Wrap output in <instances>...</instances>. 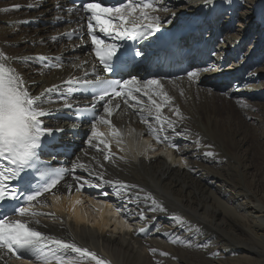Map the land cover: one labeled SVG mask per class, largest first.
Listing matches in <instances>:
<instances>
[{"label": "bare ground", "instance_id": "1", "mask_svg": "<svg viewBox=\"0 0 264 264\" xmlns=\"http://www.w3.org/2000/svg\"><path fill=\"white\" fill-rule=\"evenodd\" d=\"M47 1L48 4H58V0ZM164 3L176 11V17L169 20L168 12L163 10L150 13L160 18L159 28L169 29L187 23L189 17L205 4L214 5V9L244 10L248 26L238 29V32L232 30L230 24L226 25L231 20L228 14V18L221 21L209 17L208 27L200 25L199 30L208 35L218 30L223 36L224 49L208 64L204 65L202 60L194 62L195 70L207 65H217L216 69L206 70L192 80L169 78L161 81L164 91L172 97V103L165 107L163 115L176 122V131L173 133L165 126V131L160 133V143L148 134L147 125L140 122L139 108H128L121 102L120 110L111 117L113 124L123 133L119 146L112 141L115 163L104 162L102 154L89 147V135L85 137L86 133L81 140L76 139L78 144L65 160L70 169L79 158L81 163L97 171L106 170V179L120 180L135 185V188H130L122 198H118L108 185L100 188L86 186L85 193L84 190L73 193L70 198L65 194L59 201L53 196L44 197L50 206H37L35 210L54 213L55 219L40 217V224L32 226L47 235L75 242L111 264H264V135L256 134L255 126L253 128V124L248 122L254 120L264 127V111L259 115L262 119L257 116V111L264 110V90L260 88L264 77L259 69L254 70L259 60L264 61V0H164ZM164 3L160 6L159 2L157 6L164 9ZM30 7H34L32 12L27 11ZM4 8L0 4V20L4 21L0 26V54L4 53L9 58L4 63L23 78L33 95L38 96L45 89L53 88L43 98L44 108L50 112L63 111L66 102L74 103V100L62 96L68 90L66 81L92 77L93 65L98 71L90 48L88 50L75 41L58 46V42L51 39L55 34L73 29V26L66 25L61 29L42 26L28 35L20 34L22 28L18 29L14 22L52 13L74 18V13L63 10L51 12L50 8L43 5L35 7L27 0L7 11ZM19 8H22L21 14H16L14 10ZM18 16H22L21 19ZM232 18L234 20L235 16ZM249 23L252 24L250 27ZM254 25L260 29L256 34L251 30ZM187 33L193 34V31ZM253 36L256 37L255 45L238 52L240 43L250 41ZM24 37L32 41L30 46H22ZM259 39L263 46L256 50ZM4 42L7 45H3ZM180 47L187 52L186 60L192 61L189 53L191 43L184 41ZM228 48L234 50L233 56H229L231 50ZM39 56L52 57L56 66L46 68L40 65L37 62ZM219 56L226 57V61ZM19 60L26 65L18 67L24 69H17L16 61ZM216 62L223 63L218 65ZM220 65L222 67L218 69L221 70H218ZM230 66L241 68V72L228 82L214 77L219 72H227ZM141 67L144 70L140 74L133 72L127 80L144 82L159 79L152 65L143 63ZM247 68L251 71L247 72ZM86 71L89 76H85ZM208 76L211 77L207 79ZM231 82L235 91L227 86ZM137 96L147 102V97L139 93ZM174 109H179L182 119L176 116ZM143 115L148 117L147 112ZM148 120L159 128L151 117ZM62 124H65L64 120L44 118L47 128L65 127ZM80 128L83 132L88 130L84 126ZM166 135L171 143L177 145L181 142V146L176 150L168 147L169 141H163ZM144 141L151 143L153 149L150 153L142 152ZM100 147L103 148L102 145ZM207 152L213 155L207 156ZM45 156L61 160L54 150ZM92 156L104 163V169L97 166ZM76 171L87 176L81 169ZM67 181L71 182L70 179ZM61 191L64 190L61 188ZM104 192L109 195H103ZM146 196L155 199L165 211L153 212L151 200L145 199ZM77 200L82 203L76 204ZM141 211L145 216L143 220L139 217ZM174 217H180L185 223L177 222ZM141 228L145 230L139 231ZM151 249H156V252H151ZM161 252L170 255L161 256ZM0 256L3 257L0 264H33L12 260L5 252H0ZM68 256L77 258L70 252ZM80 264L95 262L80 261Z\"/></svg>", "mask_w": 264, "mask_h": 264}, {"label": "snow or ice", "instance_id": "2", "mask_svg": "<svg viewBox=\"0 0 264 264\" xmlns=\"http://www.w3.org/2000/svg\"><path fill=\"white\" fill-rule=\"evenodd\" d=\"M81 10L88 14L87 34L91 38L92 51L105 73L118 71L128 60L127 54L120 51V45L115 41L147 39L149 35L159 31L160 27V18L150 13L167 11L166 8L161 9L157 6V0H139V2L127 0L116 7H107L98 2H86L81 6ZM97 30L110 38L113 43L98 37L95 34ZM141 55V51L134 53V56ZM8 59L0 54V161H6L5 164L0 165V202H18L23 199L24 204L21 206L17 203L13 206L11 211L14 215L12 216L0 215V252H6L17 260L30 259L33 264H80V261L111 264L110 261L99 257L97 253L80 247L75 242L47 235L33 227V224H40V217L55 219L54 213H44L35 209L37 206H50L46 199H41L46 194L59 201L65 194L70 198L73 193H82L86 186L100 188L108 185L114 189V194L118 198H122L130 188L136 186L120 180L106 179V170L97 171L96 168L81 163L79 158L72 163L71 169L40 164L43 138L51 136L54 131L44 126V118L50 116L51 112L44 108L43 98L54 89H45L40 95H33L26 87L23 78L4 63ZM89 75L86 71L85 76ZM197 75L196 71L187 72L190 80ZM91 76L90 79H72L66 83L91 90V109L77 108L75 115L79 119L81 115L92 114L91 131L87 143L89 147H94L102 154L104 162L115 163L112 141L114 140L117 146L122 143L123 133L111 120L114 113L120 110V102L128 108H139L140 122L147 125L148 134L157 143L161 142L160 133L165 131V126L175 133L176 122L163 115V109L172 103V97L164 91L161 80L152 79L141 82L135 79H107L99 74L95 65L92 66ZM74 90L73 87L68 88L69 93ZM136 93L147 97V102L135 95ZM100 102H103L101 107L104 115L96 112V104ZM64 106L73 107L70 102H66ZM145 112L148 113V117L155 120L159 128L149 122L148 117L143 115ZM174 112L182 119L179 109H174ZM99 126H105L109 131L107 133L101 131ZM55 131L62 132L63 129ZM163 141H169L170 148L176 147L167 135L163 137ZM101 145L103 148L100 147ZM120 150L123 151V149ZM85 155L87 156L88 153L85 152ZM206 155L212 156L213 153L207 152ZM92 160L96 161L100 169H104V163L97 160L96 156H92ZM77 169L83 170L87 176L76 174ZM68 175L71 176V182L66 180ZM34 177L38 178L35 184ZM15 181L21 183V188L15 186ZM103 195L108 196L109 193L104 192ZM145 199L151 200L153 212L165 211L151 196H146ZM129 201L131 202V197ZM75 203L80 204L82 201L77 200ZM139 217L141 220L145 219L142 211ZM174 219L179 223H185L180 217H174ZM144 230V228L139 229V231ZM150 251L155 253L156 249ZM69 252L76 254L77 258H70ZM160 255L169 256L170 254L161 252ZM0 259L3 257L0 256Z\"/></svg>", "mask_w": 264, "mask_h": 264}, {"label": "rangeland", "instance_id": "3", "mask_svg": "<svg viewBox=\"0 0 264 264\" xmlns=\"http://www.w3.org/2000/svg\"><path fill=\"white\" fill-rule=\"evenodd\" d=\"M24 1H26V0H1L0 1V4L1 5H3L4 7H6V8H4L3 10L4 11H7V9H9V8H13V6H15V5H20V3L21 2H24ZM28 1H32L33 2V4L34 5H43L44 3H45V5H44V8H50V10H51V12H53V7H55V5H53V4H48V1H46V2H43L42 0H28ZM161 3L160 4V6L164 3V0H157V4L158 3ZM11 3V4H10ZM165 4V7H169L168 6V4L167 3H164ZM8 6V7H7ZM15 12H16V14L17 13H19L20 11H22V8L20 9H15L14 10ZM28 12H32L33 11V8H31L30 7V9L29 10H27ZM244 11V10H243ZM243 11H241V9H237L235 12H230V16H232L233 15V17L235 16V18H234V20H233V23H231L230 25H231V27H232V30H235L236 32H238V29H244V28H247V24L248 23H246L247 22V18H246V14H244L243 13ZM166 12H168L169 14H168V19H172L173 17H175V13H176V11L175 10H173L172 12L169 10V9H167V11ZM19 14H21V13H19ZM54 14L52 13V14H49L48 16H46V19H44L43 21L41 20V22L40 23H38L36 26H32V25H25L26 27H23L22 25H20L19 26V23H20V20H16L15 22H14V24H15V26H17V28L18 29H20L19 27H21L22 28V30L24 29V31L23 32H21L22 30H19L20 31V34L21 33H27L28 35H29V33H33L34 31L35 32H37L38 31V29L40 28V27H42V26H48V20H53V16ZM227 14H225V15H223L222 17H221V19H223L224 20V16H226ZM20 17H22V16H18V18H20ZM224 17V18H223ZM244 17V18H243ZM34 18V17H33ZM21 19V18H20ZM35 19V18H34ZM3 22L4 21H2V20H0V26L1 25H3ZM252 23V22H251ZM251 23H249V27L252 25ZM245 26V27H244ZM52 28V27H51ZM251 30H253V32H255V34L256 33H258L259 31H260V29H259V27L257 28V25H254L253 27H251ZM18 32L16 33V37L18 36ZM15 36L14 37H12L11 39H14L15 38ZM26 37V36H25ZM22 38V46H25V47H27V46H30L31 45V43H32V41H30L28 38ZM255 36H253V38H251V40L250 41H246L245 42V44L242 46V47H246V48H249V47H253V45H255V39H256V37L254 38ZM28 39V40H27ZM52 39L53 40H55L56 39V37L55 36H52ZM29 44V45H28ZM3 45H7L5 42L3 43ZM58 46H60V44L58 43L57 44ZM244 49V48H243ZM243 49H242V51H243ZM260 49V48H259ZM257 50V49H256ZM39 62V61H38ZM262 63V64H261ZM264 66V61H261V62H259L256 66H255V68L256 69H259V71L258 72H260L261 71V73H262V76L264 77V72L262 71V70H264V68H263V66ZM262 69V70H261ZM198 76V75H197ZM210 78V77H209ZM232 88V87H231ZM260 88H263V90H264V81L262 82V85H260ZM264 110H259V111H257V116L259 117V119H262L261 118V116H259L260 114H262V112H263ZM257 116H253L254 118H257ZM254 121V120H253ZM253 121H250V120H248V122H250L249 124H253V128H254V126H255V128H254V130H255V133L256 134H262L261 136H263L264 135V127L262 128L260 125H258L257 124V122H253ZM260 128V129H259ZM262 129V130H261ZM259 130V131H258ZM258 134V135H259ZM253 143V142H252Z\"/></svg>", "mask_w": 264, "mask_h": 264}]
</instances>
